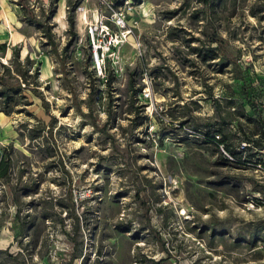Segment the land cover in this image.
<instances>
[{
	"label": "rangeland",
	"instance_id": "374dc122",
	"mask_svg": "<svg viewBox=\"0 0 264 264\" xmlns=\"http://www.w3.org/2000/svg\"><path fill=\"white\" fill-rule=\"evenodd\" d=\"M97 8L0 0V62L18 49L56 117L53 136L37 127L31 140L25 126L51 120L37 96L27 91V112L0 111V155L11 156L0 264H264L262 172L226 159L215 128L201 127L234 116L224 125L231 148L264 146V0H141L110 83L89 62L82 13ZM69 14L76 37L62 58ZM218 44L228 55L204 60Z\"/></svg>",
	"mask_w": 264,
	"mask_h": 264
},
{
	"label": "trees",
	"instance_id": "16d2710c",
	"mask_svg": "<svg viewBox=\"0 0 264 264\" xmlns=\"http://www.w3.org/2000/svg\"><path fill=\"white\" fill-rule=\"evenodd\" d=\"M113 1L116 6H120L122 5L124 0H113ZM133 1L136 4L141 3V0H133ZM198 1L202 2L205 6L208 7V6H212L216 0H198ZM218 1H221V0H218ZM196 13H198V10H196ZM29 15H30V18H29L30 22L35 24L38 28L44 29L45 34L51 39L50 43L51 44L54 43L52 35L50 34V27L47 24L48 22H46V20H39L32 13ZM68 21H69V31L71 33V39L67 42V44L63 48V51L61 53L62 58L64 57V55L67 54L68 49L73 44L74 38L76 37L74 16L69 14ZM219 51H222L226 55H228V53L223 49V46L218 44L217 46L213 48H208L206 50V55L204 56V60L217 58ZM89 62H90V65L93 66L91 55L89 58ZM30 71L31 69L27 65L21 62L20 51L18 49L13 51V58H12L11 63L4 64L0 62V111L7 115H11L13 113L27 112L28 106L32 104V102L29 100L27 91H31L35 96H37L41 100L42 105L45 111L47 112V114L50 115L51 120H50V125L48 129H46L47 127L43 126L40 122H38L36 126H29V127L28 125L25 126L28 132L27 136L31 140H34L38 136H40V135L37 136L36 134H34V131L35 129H37V127L38 128L43 127L50 136H53L52 126H53L54 121H56V117L53 114H51L49 110V104L46 100V97L38 89V85L37 84L31 85L30 78L33 77L36 80L38 76L36 73L32 76V74H30ZM113 71H114L113 69L108 68L107 77H106L105 82H109V83L111 82L109 80V76ZM135 75H136V72L134 70L129 72L128 88L131 92L134 93V95H136L137 92L141 91L142 89V86H139L138 88L135 86L136 84V80L134 79ZM186 103L187 102H184L183 105H188ZM228 103L229 105H231L233 101L229 100ZM258 106H257L258 113L262 116L261 120L264 123V107L262 106L258 107ZM217 107L218 108L220 107L219 103ZM217 113L219 114L220 112H217ZM230 114L232 115L233 113L230 112ZM86 115H90V117L93 120V123H95V120L92 116L91 111H89V113ZM232 120H234V116H231L229 119V121H232ZM229 121H226L224 116H221L219 120L215 122L201 124V127H208V128L214 127L215 129L212 134L213 140L216 143L223 145V147L225 146L227 149L226 151H228L231 155H233L239 163L241 164L251 163L254 160L263 161L264 158L261 156V152H259V150L264 149V146L262 147L259 143L256 144L257 142L256 143L253 142L255 141L253 139L252 141H249V138H246L248 139L247 141L246 140L238 141V144L236 145V147L231 148V146L227 142L226 133L224 130L225 124L230 125L229 123L231 122ZM104 130L105 128L103 127L102 131ZM243 141L248 143L249 145L240 149L239 146L241 142ZM9 147L10 146H7L4 149V152L8 151ZM223 155L226 157V159H228V157L225 154ZM10 161H11V156L9 152H6L5 154L0 155V179H5L9 176ZM69 195L71 197L72 192H70ZM70 205L72 209L75 207V203L73 200L71 201ZM1 251L8 254V250H1Z\"/></svg>",
	"mask_w": 264,
	"mask_h": 264
},
{
	"label": "built area",
	"instance_id": "2783aa9c",
	"mask_svg": "<svg viewBox=\"0 0 264 264\" xmlns=\"http://www.w3.org/2000/svg\"><path fill=\"white\" fill-rule=\"evenodd\" d=\"M138 6L140 3L136 4L133 0H124L120 6H116L113 0H99V8L91 13L88 12L89 10L82 13L87 25L86 32L93 67L104 78H106L108 68L118 71L120 66L118 48L133 33L132 27L128 24V17L133 14ZM111 24L119 31H115ZM145 95H148L146 91ZM248 145L243 141L239 148L242 149ZM221 148L228 159L237 161L233 155L224 149L223 145ZM259 152L264 153V149H260ZM251 165L256 171L262 172L263 176L261 177H264V160H254Z\"/></svg>",
	"mask_w": 264,
	"mask_h": 264
},
{
	"label": "crops",
	"instance_id": "0c3cea01",
	"mask_svg": "<svg viewBox=\"0 0 264 264\" xmlns=\"http://www.w3.org/2000/svg\"><path fill=\"white\" fill-rule=\"evenodd\" d=\"M4 22L7 27H10L9 18L7 15L4 16Z\"/></svg>",
	"mask_w": 264,
	"mask_h": 264
},
{
	"label": "bare ground",
	"instance_id": "6f19581e",
	"mask_svg": "<svg viewBox=\"0 0 264 264\" xmlns=\"http://www.w3.org/2000/svg\"><path fill=\"white\" fill-rule=\"evenodd\" d=\"M59 20H61V16L59 17ZM186 213V212H185Z\"/></svg>",
	"mask_w": 264,
	"mask_h": 264
}]
</instances>
